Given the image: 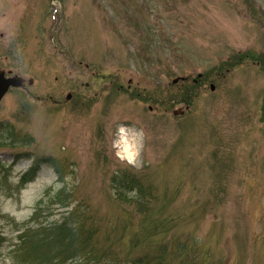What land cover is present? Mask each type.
Instances as JSON below:
<instances>
[{"label": "rangeland", "instance_id": "obj_1", "mask_svg": "<svg viewBox=\"0 0 264 264\" xmlns=\"http://www.w3.org/2000/svg\"><path fill=\"white\" fill-rule=\"evenodd\" d=\"M0 69V264L62 191L88 264H264V0H0Z\"/></svg>", "mask_w": 264, "mask_h": 264}, {"label": "trees", "instance_id": "obj_2", "mask_svg": "<svg viewBox=\"0 0 264 264\" xmlns=\"http://www.w3.org/2000/svg\"><path fill=\"white\" fill-rule=\"evenodd\" d=\"M37 170L38 167L35 166L32 172L23 178L22 184L32 180ZM65 199L62 195L53 197L47 207L50 208L58 202L65 207L71 206V203L65 205ZM43 203H39L30 221L24 224L20 242L11 253L14 263L88 264L94 260L99 236L98 227L74 207L66 210L61 219L45 222L47 216L43 214ZM6 241V236L0 233V255ZM141 261L143 264L148 262Z\"/></svg>", "mask_w": 264, "mask_h": 264}, {"label": "water", "instance_id": "obj_3", "mask_svg": "<svg viewBox=\"0 0 264 264\" xmlns=\"http://www.w3.org/2000/svg\"><path fill=\"white\" fill-rule=\"evenodd\" d=\"M178 80H175L177 82ZM22 80L20 78L5 79L0 77V102L11 86H21ZM176 114L178 112H175Z\"/></svg>", "mask_w": 264, "mask_h": 264}, {"label": "clouds", "instance_id": "obj_4", "mask_svg": "<svg viewBox=\"0 0 264 264\" xmlns=\"http://www.w3.org/2000/svg\"><path fill=\"white\" fill-rule=\"evenodd\" d=\"M123 129H124V126H120L119 131L122 132ZM113 147L116 150L117 156H119L120 155V149L117 147V141H114ZM138 158H139V150H137V152H136L135 159L129 160V163H135L136 162V159H138ZM121 159H126V157H121Z\"/></svg>", "mask_w": 264, "mask_h": 264}, {"label": "bare ground", "instance_id": "obj_5", "mask_svg": "<svg viewBox=\"0 0 264 264\" xmlns=\"http://www.w3.org/2000/svg\"><path fill=\"white\" fill-rule=\"evenodd\" d=\"M126 150H127L128 154H131L130 153L131 151L129 150L128 146H126Z\"/></svg>", "mask_w": 264, "mask_h": 264}]
</instances>
